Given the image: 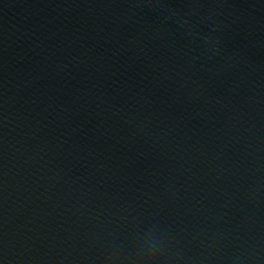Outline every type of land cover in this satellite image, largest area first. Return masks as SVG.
Listing matches in <instances>:
<instances>
[{"label":"water","instance_id":"1","mask_svg":"<svg viewBox=\"0 0 264 264\" xmlns=\"http://www.w3.org/2000/svg\"><path fill=\"white\" fill-rule=\"evenodd\" d=\"M0 264H264V0H0Z\"/></svg>","mask_w":264,"mask_h":264}]
</instances>
